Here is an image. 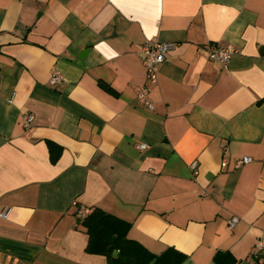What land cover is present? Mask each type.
<instances>
[{
  "label": "crops",
  "instance_id": "0c3cea01",
  "mask_svg": "<svg viewBox=\"0 0 264 264\" xmlns=\"http://www.w3.org/2000/svg\"><path fill=\"white\" fill-rule=\"evenodd\" d=\"M146 38L175 42L152 109L136 92ZM209 44L239 52L224 65ZM48 140L62 147L55 162ZM95 206L180 264L257 262L264 0H0V264H108L86 251L78 208Z\"/></svg>",
  "mask_w": 264,
  "mask_h": 264
},
{
  "label": "trees",
  "instance_id": "16d2710c",
  "mask_svg": "<svg viewBox=\"0 0 264 264\" xmlns=\"http://www.w3.org/2000/svg\"><path fill=\"white\" fill-rule=\"evenodd\" d=\"M50 159L55 162L62 147L55 142L47 141ZM81 225L88 234L86 251L104 255L108 264H180L185 255L169 247L156 254L148 250L139 241L128 237L131 222L95 206L80 218ZM118 250L116 256L113 252ZM230 256L228 252H218L214 259L220 264H233L234 259L224 261ZM154 261V262H153Z\"/></svg>",
  "mask_w": 264,
  "mask_h": 264
},
{
  "label": "built area",
  "instance_id": "2783aa9c",
  "mask_svg": "<svg viewBox=\"0 0 264 264\" xmlns=\"http://www.w3.org/2000/svg\"><path fill=\"white\" fill-rule=\"evenodd\" d=\"M175 42L162 41L158 38H146L144 42L140 44L139 54L143 60L146 69V80L137 86L136 92L139 100L148 108L152 109L154 103L150 96L151 85L156 84L158 81V68L168 53L174 48ZM239 50L233 46H219L215 44H209L207 46L208 57L212 60H216L224 65L228 63L230 58L238 53ZM50 82L53 84H60L64 78L62 73L58 69H54L50 76ZM34 115L30 112L24 113L22 116V125L25 128H29L33 123ZM145 143L139 144L140 148H144ZM253 159L251 156L245 155L236 160L235 165L238 166L243 163L251 162ZM226 163V159L223 160ZM190 167L194 174L197 173V161L194 160L190 163ZM75 204V203H74ZM7 210L0 211V216L6 217ZM89 212L88 208L79 207L78 214L84 217ZM238 221L237 216H232L228 222L231 227ZM254 256L257 258V262L254 264H261L260 258L264 256V233L258 236L253 250Z\"/></svg>",
  "mask_w": 264,
  "mask_h": 264
},
{
  "label": "water",
  "instance_id": "95a60500",
  "mask_svg": "<svg viewBox=\"0 0 264 264\" xmlns=\"http://www.w3.org/2000/svg\"><path fill=\"white\" fill-rule=\"evenodd\" d=\"M117 253H118V250H115V251L113 252V256H116ZM153 262H154V261H153Z\"/></svg>",
  "mask_w": 264,
  "mask_h": 264
}]
</instances>
